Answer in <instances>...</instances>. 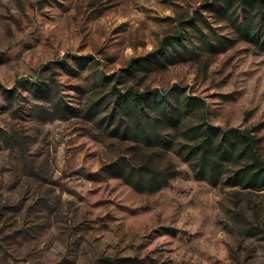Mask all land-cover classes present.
<instances>
[{"label": "rangeland", "instance_id": "obj_1", "mask_svg": "<svg viewBox=\"0 0 264 264\" xmlns=\"http://www.w3.org/2000/svg\"><path fill=\"white\" fill-rule=\"evenodd\" d=\"M215 2L0 0V264H264V190L196 180L167 145L100 125L114 87L134 86L204 100L185 127L262 126L264 138V37L238 36ZM126 159L177 175L135 187L117 171Z\"/></svg>", "mask_w": 264, "mask_h": 264}, {"label": "trees", "instance_id": "obj_2", "mask_svg": "<svg viewBox=\"0 0 264 264\" xmlns=\"http://www.w3.org/2000/svg\"><path fill=\"white\" fill-rule=\"evenodd\" d=\"M238 2L247 10L243 22L238 23L237 14L232 11ZM219 12L227 11L229 19L235 22L238 36L254 44H260L264 37V0H216ZM182 31L169 35L153 53H162L173 46ZM145 60V58H144ZM27 80H19V89ZM132 86L126 92L114 87L116 106L104 116L100 125L111 128L118 139L130 140L142 146L167 145L192 168L196 180L206 181L212 186L240 187L242 189L264 190V138L258 135L262 126L256 128H224L207 120L184 126L183 118L200 106L206 114L207 103L198 97L188 98L183 105H173L159 90L140 93ZM97 103V111L104 104ZM60 103V101H58ZM64 109L70 110L66 106ZM173 133L178 134L175 136ZM143 165L129 164L130 160L119 161L118 173L135 187H148L158 191L170 183L177 170L170 168V174L160 172L146 159ZM144 175L147 178L144 179Z\"/></svg>", "mask_w": 264, "mask_h": 264}]
</instances>
